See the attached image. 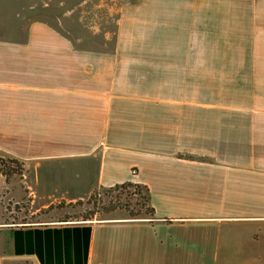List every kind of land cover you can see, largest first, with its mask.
<instances>
[{"label":"crops","instance_id":"crops-1","mask_svg":"<svg viewBox=\"0 0 264 264\" xmlns=\"http://www.w3.org/2000/svg\"><path fill=\"white\" fill-rule=\"evenodd\" d=\"M0 156L73 165L88 193L143 184L155 210L28 226L0 216V264L264 259V0H127L112 48L44 21L0 38Z\"/></svg>","mask_w":264,"mask_h":264},{"label":"rangeland","instance_id":"rangeland-1","mask_svg":"<svg viewBox=\"0 0 264 264\" xmlns=\"http://www.w3.org/2000/svg\"><path fill=\"white\" fill-rule=\"evenodd\" d=\"M127 0H0V38H25L35 21L47 22L69 35L75 43L87 48H112L116 39L118 10ZM225 63H232L226 53ZM8 169H20L4 157ZM22 174L11 175V182L0 189V216L3 223L16 226L87 221V204L93 193V182H78L73 165L22 164ZM134 191L133 188L130 189ZM84 195L83 198L69 199ZM82 201V205L79 202ZM108 201V199L106 200ZM105 203H108L106 202ZM89 207V208H88ZM96 208L93 219L128 217L125 209ZM85 211V212H84ZM247 264H264V259Z\"/></svg>","mask_w":264,"mask_h":264},{"label":"trees","instance_id":"trees-1","mask_svg":"<svg viewBox=\"0 0 264 264\" xmlns=\"http://www.w3.org/2000/svg\"><path fill=\"white\" fill-rule=\"evenodd\" d=\"M5 158L0 156V171L6 177V184L11 182V175L20 173L22 174V164L23 161L16 158H10L15 162L20 169H8ZM133 188L134 191L131 192L130 189ZM148 188L140 183L125 182L121 184H116L111 187H100L91 193L88 197L87 204H93V211L89 210V213H85L84 220L93 219L96 208H99L100 204H103V210H116L125 209L128 213L129 218L140 219V218H151L154 215V208L150 204V197L148 194ZM108 199V201H106ZM108 202V203H105ZM82 205V201L79 202ZM89 208V207H88ZM85 212V211H84ZM28 226V225H21Z\"/></svg>","mask_w":264,"mask_h":264}]
</instances>
